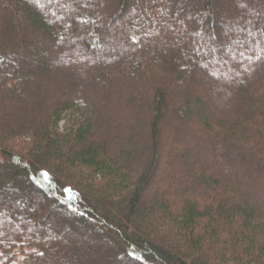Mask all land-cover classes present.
Instances as JSON below:
<instances>
[{
  "label": "trees",
  "instance_id": "16d2710c",
  "mask_svg": "<svg viewBox=\"0 0 264 264\" xmlns=\"http://www.w3.org/2000/svg\"><path fill=\"white\" fill-rule=\"evenodd\" d=\"M163 159L178 183L147 202ZM113 249L264 264V0H0V264Z\"/></svg>",
  "mask_w": 264,
  "mask_h": 264
},
{
  "label": "rangeland",
  "instance_id": "374dc122",
  "mask_svg": "<svg viewBox=\"0 0 264 264\" xmlns=\"http://www.w3.org/2000/svg\"><path fill=\"white\" fill-rule=\"evenodd\" d=\"M188 13H189L188 15H193V16L195 15L193 13V11L188 12ZM78 45H79V43H78ZM137 45H138V43H137ZM94 53L96 54V55H94L95 58H96L97 55L98 56L99 55H102V56H106V57H108L111 54L112 55L118 54V55H121L122 57L124 55L123 52H122V50H121V48L120 47L118 48L117 46L115 48H109V47H105V46L102 47L100 45H96L95 46V49H94ZM69 58H71V61H73L74 63L75 62H78L79 64H84V63L87 62L86 59L85 60H81L79 58L78 53H75V55H70ZM236 78H237V76H236ZM230 81H232V82H230L232 85L235 84L233 79H230ZM189 83H191L190 80H189ZM176 95H175V92L174 91H171V103H172L173 106L176 105V102L174 101V97ZM224 103L225 102H223L222 105H224ZM174 110H175V108L173 107L171 109V111L169 112V114L167 115L166 119L164 120V123L161 126L162 139H163V141L165 139H167V138L170 137L174 125H178L180 121H182L184 123H187L188 122L187 117L181 118L180 115H178L176 113V111H174ZM61 125L64 126L65 125V121L62 122ZM169 159L171 160V159H174V158L172 156V157H169ZM171 167L172 166L170 164H168V165L166 163L164 164V159H163V162L161 164L162 173H160V178H158L156 180L155 190H153V192L152 191L151 192L150 191L147 192V194H146V201L147 202H151L153 199L158 198V195L161 193L160 191L163 189L164 184H169V185H173L174 184L175 185L176 183H178L176 181L178 179V175L176 174L175 171L174 172L172 171ZM38 204L40 206L41 205L42 206H48L49 202L47 201L46 197L41 196V200H40V202ZM56 211H57L56 212L57 214L54 215L55 216L54 217L55 221L53 219V220H51V222H55L57 225H59L60 224V220H62L63 214L65 213L66 210H65L64 207L59 206V207H56ZM24 224L25 225H29V226L32 225V224L30 225V223H27V222H24ZM85 231H86L87 234H89L90 236H92V238L94 240L95 234L92 231L88 230V229H86ZM85 231H84V233H85ZM86 233L84 235H86ZM47 240H48V243L54 242L53 243V246L57 248V244L56 243L58 242L57 240H59V237L57 238V237H55L53 235H50V236L47 237ZM65 245H66L67 248L70 247V245H68V244H65ZM48 248L51 249L50 246ZM96 253H99V251L96 252ZM119 253H120V251L119 250H116V249L115 250L113 249L111 251V254L116 255L117 264H125L126 261H124L123 258H120V260H118Z\"/></svg>",
  "mask_w": 264,
  "mask_h": 264
}]
</instances>
